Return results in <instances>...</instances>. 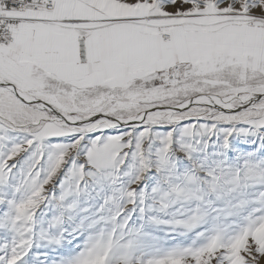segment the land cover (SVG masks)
I'll return each instance as SVG.
<instances>
[{"label": "snow or ice", "instance_id": "6c2138e0", "mask_svg": "<svg viewBox=\"0 0 264 264\" xmlns=\"http://www.w3.org/2000/svg\"><path fill=\"white\" fill-rule=\"evenodd\" d=\"M0 264H264V0H0Z\"/></svg>", "mask_w": 264, "mask_h": 264}]
</instances>
